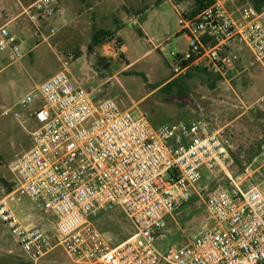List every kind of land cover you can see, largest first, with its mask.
I'll list each match as a JSON object with an SVG mask.
<instances>
[{"label":"built area","instance_id":"obj_1","mask_svg":"<svg viewBox=\"0 0 264 264\" xmlns=\"http://www.w3.org/2000/svg\"><path fill=\"white\" fill-rule=\"evenodd\" d=\"M13 1L22 11L9 18L0 10V51L20 63L25 54L8 25L24 16L41 37L53 15L52 0ZM180 13L190 49L182 72L193 68L228 82L237 73L238 43L250 51V66L264 72V0H211L193 18ZM35 103L20 121L22 127L26 121L33 125L31 147L9 164L13 190L0 199V221L21 248L22 264H41L57 248L65 264H264V179L243 191L227 174L232 144L220 129L206 120L153 127L144 114L133 117L111 99L84 90L67 61L3 115L19 120L14 109ZM202 169L213 178L226 176L232 192L220 184L203 186L198 196L209 225L183 245L159 246L168 220L184 235L173 215L197 192ZM15 195L51 215L52 232L23 223L7 203ZM112 210L134 228L116 245L92 222Z\"/></svg>","mask_w":264,"mask_h":264},{"label":"rangeland","instance_id":"obj_2","mask_svg":"<svg viewBox=\"0 0 264 264\" xmlns=\"http://www.w3.org/2000/svg\"><path fill=\"white\" fill-rule=\"evenodd\" d=\"M31 0H21L26 4ZM52 0L53 15L41 27V37L24 16L8 25L25 54L20 63L12 62L0 51V199L13 190L14 177L9 164L31 147L28 132L31 122L26 108L17 106L21 113L16 119L4 109L12 108L22 96L55 74L62 61L68 62V72L84 90H93L97 99H111L121 110H129L133 117L144 114L153 127L195 120H206L220 129L232 144V165L227 169L239 187L246 191L259 186L264 179V72L250 66L252 56L248 48L238 43L237 73L228 82L190 68L182 72V62L190 57L189 42L182 29V13H188L191 1L182 0H68L77 11L66 6L67 0ZM66 3V4H65ZM89 6L93 10H88ZM127 6L128 17L138 16L135 23L119 15L114 9ZM9 18L22 8L13 0H0ZM1 16V15H0ZM4 19L0 17V23ZM54 34L49 36L50 30ZM97 30L112 34L99 46L91 45ZM47 37L46 40H43ZM91 46V50H88ZM172 81L166 88L164 85ZM161 85V86H160ZM203 181L198 185L184 209L173 219L183 230L180 234L171 220L159 246L183 245L187 238L209 225L208 214L198 196L203 186L222 185L229 193L232 186L224 175L209 176L201 170ZM219 181V182H218ZM16 198H19L17 200ZM11 210L23 223H32L52 232L54 218L43 216L34 203L24 196L7 200ZM94 226L116 245L130 235L134 228L119 211L99 213ZM23 253L10 231L0 221V264H22ZM61 248L48 254L41 264H65Z\"/></svg>","mask_w":264,"mask_h":264},{"label":"trees","instance_id":"obj_3","mask_svg":"<svg viewBox=\"0 0 264 264\" xmlns=\"http://www.w3.org/2000/svg\"><path fill=\"white\" fill-rule=\"evenodd\" d=\"M182 0H176V2H180ZM191 1V6L188 11V13L185 15V18H193L197 16L206 6H208L211 2V0H190ZM112 36L111 33L103 31V30H97L94 32L92 35L91 39V45L93 46H99L103 43L106 37ZM88 50H91V46H88ZM190 60L188 59L187 61L182 62V68H184ZM198 72H202L197 70ZM172 81L164 85L161 89L166 88ZM187 205V203L180 209H184V207Z\"/></svg>","mask_w":264,"mask_h":264},{"label":"crops","instance_id":"obj_4","mask_svg":"<svg viewBox=\"0 0 264 264\" xmlns=\"http://www.w3.org/2000/svg\"><path fill=\"white\" fill-rule=\"evenodd\" d=\"M82 1H84V0H82ZM92 1H95V0H92ZM53 3H54V8H58V7H56L55 5H57L58 3H59V0L58 1H56V2H54L53 1ZM67 3V4H66ZM66 6L69 8V9H72L73 11H77V7H74L72 4H70L71 2H69L68 0L66 1ZM88 10H93V7L92 6H89V8H88ZM131 13V9L130 8H128L127 6H123L121 9L120 8H116V9H114V10H112V12H111V15H112V17L113 18H115L118 22H119V15H124V17H128V15ZM128 19H129V17H128ZM46 23V22H45ZM44 23V24H45ZM44 24H43V26H44ZM42 26V27H43ZM161 86V85H160Z\"/></svg>","mask_w":264,"mask_h":264}]
</instances>
